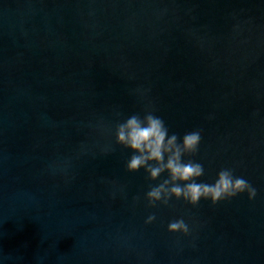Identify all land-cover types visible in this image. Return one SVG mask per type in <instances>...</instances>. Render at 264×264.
Here are the masks:
<instances>
[{"label": "water", "instance_id": "obj_1", "mask_svg": "<svg viewBox=\"0 0 264 264\" xmlns=\"http://www.w3.org/2000/svg\"><path fill=\"white\" fill-rule=\"evenodd\" d=\"M148 111L256 195L150 203ZM0 264H264V0H0Z\"/></svg>", "mask_w": 264, "mask_h": 264}, {"label": "clouds", "instance_id": "obj_2", "mask_svg": "<svg viewBox=\"0 0 264 264\" xmlns=\"http://www.w3.org/2000/svg\"><path fill=\"white\" fill-rule=\"evenodd\" d=\"M200 140L201 132L193 130L181 136L178 142L175 133L169 134L164 120L151 111L146 112L142 118L131 115L115 129V142L133 153L125 165L127 171L135 172L143 168L151 180L162 172L168 173V180L146 193V199L150 203L167 202L171 197L191 205L207 199L214 205L245 192L252 199L256 195V189L243 177H234L228 169L218 171L213 183L196 182L204 174L203 165L183 157L195 153ZM152 219L149 216L148 220ZM188 230V225L183 220L168 224V231L171 232L186 234Z\"/></svg>", "mask_w": 264, "mask_h": 264}]
</instances>
